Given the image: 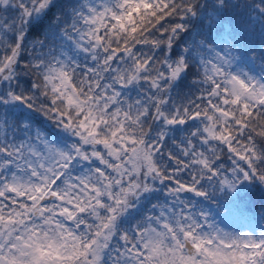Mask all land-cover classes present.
Listing matches in <instances>:
<instances>
[{
  "label": "snow or ice",
  "instance_id": "snow-or-ice-1",
  "mask_svg": "<svg viewBox=\"0 0 264 264\" xmlns=\"http://www.w3.org/2000/svg\"><path fill=\"white\" fill-rule=\"evenodd\" d=\"M0 264H264V0H0Z\"/></svg>",
  "mask_w": 264,
  "mask_h": 264
}]
</instances>
